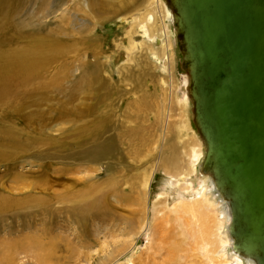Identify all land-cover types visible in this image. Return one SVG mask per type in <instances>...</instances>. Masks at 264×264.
I'll return each instance as SVG.
<instances>
[{"label":"rangeland","instance_id":"374dc122","mask_svg":"<svg viewBox=\"0 0 264 264\" xmlns=\"http://www.w3.org/2000/svg\"><path fill=\"white\" fill-rule=\"evenodd\" d=\"M101 1L109 3V12ZM101 1L93 11L105 18L88 20L96 29L88 35L96 41H83L84 20L63 21L55 13L58 5L72 7V0H0V39H13L22 53L32 34L52 47L43 55L47 85L36 84L11 113L0 108V138L4 129L10 140L22 141L0 145V264H43L39 235L45 220L60 246L48 264H125L128 258L135 264H204L200 223L164 209L165 197H157L165 159L188 160V151L200 147L183 102L184 39L175 27L173 37L165 27L155 33L161 42L145 39L134 18L127 22L116 15L118 2ZM134 1L141 4L136 15L149 11L148 4L142 10L145 0ZM94 150L98 161L78 160ZM203 167L209 175L210 167ZM46 194L59 203L72 200L77 215L43 216ZM57 199L51 209H59ZM17 243L26 249L13 247Z\"/></svg>","mask_w":264,"mask_h":264},{"label":"bare ground","instance_id":"6f19581e","mask_svg":"<svg viewBox=\"0 0 264 264\" xmlns=\"http://www.w3.org/2000/svg\"><path fill=\"white\" fill-rule=\"evenodd\" d=\"M96 1L97 0H72V7L66 6V4L68 3L58 5L59 9L55 13L59 14V17L61 16V19L63 21L66 20L67 16H71L75 20H78L81 17L84 20L85 24L84 32L79 33H85V36L81 39H83V41H96L95 39H92L95 38L94 35H88L90 34V30H96L90 28V22L88 20L91 19L93 15L95 16V18L97 16L102 17L100 19L103 20L106 14L97 11V9L96 11H93V8L97 5ZM114 1L118 2L117 7L115 8L116 15H123L124 21L127 22L134 18L135 24L133 27L136 29L140 28L145 39L153 40L154 43L161 42V38L156 36L155 33H160L161 30H164V27L168 31V35L170 34V36L172 37L173 35L175 36L176 32L174 30V27H177L176 25L179 20L177 13H175L174 3L171 0H166L167 4H165L162 0H145V2L142 3V10L146 8L145 6L147 4L149 5L150 9L142 17L136 15L141 12V4L135 3L134 0H124L125 2H123V0ZM210 2L214 3L213 0H210ZM106 3L104 1H101L99 3V6L105 9L107 8V6L109 7V5H107L109 3ZM158 10L160 14L163 15H161L164 20L162 21V24H159L161 20H159V18L157 17ZM105 12H109V8H107ZM201 19L205 20L202 15ZM148 20L150 22L153 21L151 26L148 24ZM196 22L199 31H197V34L199 36L201 35L202 37V34L207 32V27L202 21L196 20ZM215 23L216 27H219V20L215 21ZM31 38L32 44L27 47L26 52L24 53L19 52L18 50L13 48V39H0V108H9L11 110L10 113L12 112V109L17 110V106L18 108L21 107L23 101L27 99L30 91L35 88L36 84H38L40 86L39 88L41 89H43L44 85H47L45 84V82H42V80L45 79V68L48 69V62H46L45 60L43 61V55L48 49V53L51 52L52 47H50L46 42L41 41L34 34H32ZM162 46H164V43H162ZM165 47L166 46H164L163 48ZM135 48L136 43L134 42L129 46L128 52L133 51ZM95 52L96 51H94V58L97 61L99 59V52ZM165 57L166 55L163 56V58ZM87 61L89 60H86L84 64V66L86 67H88L89 65V62ZM63 69H67V67L64 66ZM259 73L260 81L264 83V65H261ZM37 81H40V83H37ZM190 81L191 78L185 75V96L183 102L186 104L190 111L191 122H196L195 124L200 136L196 131H194V133L200 141V147L199 149H197V146L195 145L193 148H191L190 153L188 151V160H183L181 159V157L177 156H171L170 158L165 159L160 168L161 170H163L165 175L163 188L161 189L163 193L158 194L157 197H165L164 199H166V206L164 209H176V212H178L179 215L181 213L182 215H191L196 219L195 221L197 222V224L200 223V225L198 224L199 226H201V228H199L201 229L199 234L201 236V239L203 240L201 257L205 258L207 261L205 263L203 262L204 264H264V252L261 246L263 244V240H260L258 244L254 243L255 241L259 240L260 234L258 230L261 226V219L264 218V208L259 212L260 214H256V216L253 217V220L250 221L251 225L247 226L249 224V221H246L245 216L242 217L240 215L239 201L238 204L236 202L234 203L233 201L232 205L229 206L228 201L231 198L236 197V194L231 191L230 188L227 191L228 186H225L223 179L221 178L218 171L215 170L216 172L214 174L209 173V175H206L207 171L203 167L204 163L210 168H214V166H210V149L206 148L207 143H205L203 138L205 137V132L203 133L201 130V125L198 123V120L196 119L195 113L193 111L194 108L192 110L191 95L189 92L187 93V87L189 88L191 84ZM209 91L205 90L204 92L207 94L206 104L211 110L209 114L208 109V117L213 120L216 115L213 112V110L215 109L214 101L216 99H214V97L213 99H211L210 95L208 94ZM226 109L227 107L225 106L224 112ZM231 118L232 117L230 116L229 125L231 123ZM222 120L223 119L221 118H217V121ZM229 125L225 128V130H227V132L231 134V132L228 131ZM1 134L4 137L0 138V145L7 143L6 147H15L20 142H22L19 139L20 137L15 138V140H10V138L13 136H11L10 132H7L4 129L3 131H1ZM97 150H99V148ZM207 153L208 156L206 155ZM77 156L73 157V155H70V159L77 160ZM99 156L100 153L94 150L93 152L84 154V156H81L78 160L84 161L85 158L88 157L89 160L92 161ZM96 161H98V159ZM240 173H245V170H241ZM149 181L151 180H148L146 182V187H148ZM262 184L264 187V181H262ZM218 188L221 190H219ZM91 190L93 189L91 188ZM224 195L226 198L224 197ZM55 197H52L51 195H47L44 198L42 197V204L45 207L43 216L53 217L59 212L65 214L68 213L71 216L77 215L76 212H74L75 203L72 200L68 199L66 203H59V200ZM56 199L58 200L57 203L59 204V209H51L50 204L54 203ZM83 199V202H87L89 197ZM163 211L164 210L159 211V214ZM49 224L50 223H48L46 220L44 221V227H42L41 233L39 235L41 247L40 259L43 264H48L52 260H54L53 253H59L57 252V246H59V243L57 242V238L53 236V232L51 233L52 229L49 230ZM252 230L255 231V233H253ZM145 232L146 229L144 230L143 235L146 234ZM192 233L194 232L192 231ZM146 236H148V234H146ZM242 240L246 242L244 243V245L239 244V242ZM13 247H21L23 249H26L27 245L17 243ZM260 252H262L261 255ZM172 260L174 261V259ZM125 264H135L134 259L128 258Z\"/></svg>","mask_w":264,"mask_h":264},{"label":"water","instance_id":"95a60500","mask_svg":"<svg viewBox=\"0 0 264 264\" xmlns=\"http://www.w3.org/2000/svg\"><path fill=\"white\" fill-rule=\"evenodd\" d=\"M171 1L179 20L176 32L184 39L182 65L191 78L193 111L214 166L209 171H218L227 191L236 194L229 206L239 201L240 215L250 226L264 208V83L259 73L264 65V0ZM196 20L207 27L202 37ZM205 90L216 99L213 120L208 117ZM228 125L231 134L225 130ZM263 226L264 218L254 243L263 240L264 252Z\"/></svg>","mask_w":264,"mask_h":264}]
</instances>
